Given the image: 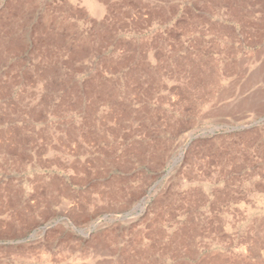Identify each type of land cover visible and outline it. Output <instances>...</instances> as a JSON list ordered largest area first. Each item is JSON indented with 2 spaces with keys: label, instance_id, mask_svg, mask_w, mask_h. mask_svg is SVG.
I'll use <instances>...</instances> for the list:
<instances>
[{
  "label": "rangeland",
  "instance_id": "obj_1",
  "mask_svg": "<svg viewBox=\"0 0 264 264\" xmlns=\"http://www.w3.org/2000/svg\"><path fill=\"white\" fill-rule=\"evenodd\" d=\"M0 264H264V0H0Z\"/></svg>",
  "mask_w": 264,
  "mask_h": 264
}]
</instances>
